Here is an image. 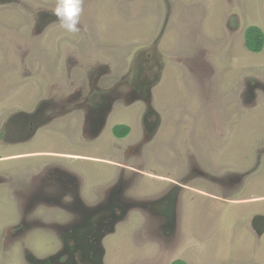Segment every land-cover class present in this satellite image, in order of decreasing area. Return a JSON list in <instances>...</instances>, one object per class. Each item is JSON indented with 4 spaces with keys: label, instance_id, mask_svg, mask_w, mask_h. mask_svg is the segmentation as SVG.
<instances>
[{
    "label": "rangeland",
    "instance_id": "rangeland-1",
    "mask_svg": "<svg viewBox=\"0 0 264 264\" xmlns=\"http://www.w3.org/2000/svg\"><path fill=\"white\" fill-rule=\"evenodd\" d=\"M56 5L0 0V135L13 115L79 93L32 140H0V264L58 248L50 229L8 238L21 217L10 185L54 160L74 170L89 204L119 179L141 204L179 188L172 222L152 207L130 210L105 237L103 264H264V220L262 233L253 228L264 217V46L244 44L248 27L264 33V0H81L79 31L59 20L39 30L38 14ZM93 92L112 100L111 111L86 141L78 105ZM147 110L160 118L155 131L145 128ZM115 125L130 133L115 137Z\"/></svg>",
    "mask_w": 264,
    "mask_h": 264
},
{
    "label": "flooded vegetation",
    "instance_id": "flooded-vegetation-1",
    "mask_svg": "<svg viewBox=\"0 0 264 264\" xmlns=\"http://www.w3.org/2000/svg\"><path fill=\"white\" fill-rule=\"evenodd\" d=\"M37 17L36 25L39 30L55 20L58 21L54 13L40 12ZM249 86L252 88L250 89L253 94L255 86ZM146 96L148 95L146 94ZM107 99L104 93L93 92L89 97L79 102L78 106L84 109L80 131L86 141H92L93 138L98 137L97 133L104 129L112 102V100L106 101ZM77 100H79V93L63 101L62 107H59L54 101L41 102L33 112L20 113L19 117L15 116L9 122L7 121L1 135L3 137L0 140L4 143H25L32 140L41 127L47 126L50 118L66 112V108L75 104ZM56 105L60 108L59 110H56ZM76 109L78 108L76 107ZM159 121L158 113L154 110L145 112L144 125L148 132L155 131ZM78 125L71 123V130L78 132ZM114 146L120 149V146H116V144ZM73 172V169L58 161H49L43 169L38 167L32 173L33 176L29 182H26L27 176H25L20 180H15V183L10 185L12 188H9L12 189L11 193L13 192V196L17 199L15 207L21 213V217L9 231L11 236L8 238L23 237L30 229L34 228L50 229L54 232L59 246L54 252L38 258L47 259L48 264H93L94 256L90 247L102 246L105 237L114 231L115 225L125 219L130 210L139 208L141 211L150 212L151 209L149 204H141L137 200L125 197L122 189L125 190L129 182L124 183V179H119L111 188H108L101 201L92 204L84 202L79 197L81 185ZM3 181L6 179L0 178V183ZM20 183L23 185L15 186ZM174 191L172 194L177 198L176 189ZM52 208L64 211L67 216L61 219L51 217L49 211ZM39 209L44 210L43 214H36V210L39 211ZM84 217L87 218L86 222L82 220ZM154 220L159 222L157 219ZM160 223L162 224L160 225L162 233L165 230L170 231L168 230L171 228L170 223L163 218ZM24 257L27 264H35V260L31 261L33 255L28 251L25 252Z\"/></svg>",
    "mask_w": 264,
    "mask_h": 264
},
{
    "label": "water",
    "instance_id": "water-1",
    "mask_svg": "<svg viewBox=\"0 0 264 264\" xmlns=\"http://www.w3.org/2000/svg\"><path fill=\"white\" fill-rule=\"evenodd\" d=\"M138 68H139V64L136 65V69H137L136 73L138 71ZM149 111H152V110H149ZM148 114H149V112H148ZM144 119H145V117H144ZM176 189H179V188L177 187ZM173 192H175V191L174 190L171 191L168 196L166 195V197H163L160 200L152 201L151 203H149V205L154 209L153 210L154 212H157V211L160 212L161 214H163V216L166 218V220L168 219L170 222H172V219L174 216V214H172V211H174V209H175L176 199H177L176 195L174 196V194H172ZM107 210H109V208H107ZM261 219L263 221L264 217H261V216L257 217L255 219V221H253V228L254 229L255 228L257 229L256 222H259V220H261ZM82 220H83V222H86L85 220H87V218L84 217ZM263 231L261 229L260 230L257 229V233H262ZM88 247H90V245H88ZM90 248L93 251V256H94L92 263L93 264H103V258H104V253H105L104 248L102 246H98L97 248H94V247H90ZM31 259H32L31 261L35 260V264H48L47 259H45V260L44 259H38L35 256H33Z\"/></svg>",
    "mask_w": 264,
    "mask_h": 264
},
{
    "label": "clouds",
    "instance_id": "clouds-1",
    "mask_svg": "<svg viewBox=\"0 0 264 264\" xmlns=\"http://www.w3.org/2000/svg\"><path fill=\"white\" fill-rule=\"evenodd\" d=\"M81 12V0H57V5L54 9V15L58 18L60 26L70 33L79 31L77 25Z\"/></svg>",
    "mask_w": 264,
    "mask_h": 264
},
{
    "label": "trees",
    "instance_id": "trees-1",
    "mask_svg": "<svg viewBox=\"0 0 264 264\" xmlns=\"http://www.w3.org/2000/svg\"><path fill=\"white\" fill-rule=\"evenodd\" d=\"M244 44L248 51L252 53H259L264 46V33L261 29L255 26L248 27L244 35ZM113 135L117 138H124L130 133L127 125H116L112 129ZM171 264H186L183 261L177 260Z\"/></svg>",
    "mask_w": 264,
    "mask_h": 264
}]
</instances>
